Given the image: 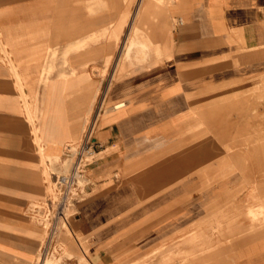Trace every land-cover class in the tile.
<instances>
[{
	"label": "crops",
	"instance_id": "obj_1",
	"mask_svg": "<svg viewBox=\"0 0 264 264\" xmlns=\"http://www.w3.org/2000/svg\"><path fill=\"white\" fill-rule=\"evenodd\" d=\"M74 1L0 0V51L44 50V42L51 49L55 45L66 50L82 48L96 33L81 37L78 29L93 27L97 21L91 19L93 12L86 11L89 19L78 24ZM152 1L149 6L155 11L163 9L158 3L168 4L162 13L164 31L152 36L139 34L135 26L138 14L134 13L130 32L133 26L136 32L129 38L125 58H145L146 52L152 51L154 59L146 61L144 71L110 84L105 99L107 103L122 102L113 106L116 111L110 110L112 104L99 117L103 112L100 104L96 113H89L87 124L94 122L93 131L97 130L93 138L99 149L96 162L87 170L97 184L93 198L65 222L67 236L61 237L60 243L67 255L58 257L61 252L53 251L58 252L53 255L58 264H119L125 255L115 248L126 230L149 226L152 233V228L173 225L174 203L182 202L177 211H189L190 195L203 186L207 158L220 155L219 133L226 126L238 131L248 130L250 125L247 116L252 113V103L237 86L255 77L264 82V0ZM35 6L53 13L52 31L44 32L42 44L23 41L39 36L23 31L29 22L21 12ZM121 18L113 28L118 34L126 14ZM9 61L15 66L28 65L22 58H16L18 63ZM7 63L0 53V264H33L38 251L49 253L41 244L52 241L46 240L30 213L31 204L44 201L45 188L49 194L51 191L40 175V171L45 174L41 163L44 157L54 158L56 164L50 172L59 173L65 160L61 159L63 145L70 138L71 142L78 140L85 108L101 83L75 75L54 79L47 90L38 89L34 95L42 97L44 105L39 121H33L34 136ZM22 91L26 96L35 93ZM211 101L215 103L212 108L208 107ZM209 130L214 132L213 140L207 139ZM200 191L197 193L202 194ZM163 211L167 212L165 218L159 219ZM263 232L264 228L251 234L255 237ZM258 240L257 249L242 264H264V236L254 239L253 245ZM79 257L84 263L78 262Z\"/></svg>",
	"mask_w": 264,
	"mask_h": 264
},
{
	"label": "rangeland",
	"instance_id": "obj_2",
	"mask_svg": "<svg viewBox=\"0 0 264 264\" xmlns=\"http://www.w3.org/2000/svg\"><path fill=\"white\" fill-rule=\"evenodd\" d=\"M151 4H154L152 0H122L119 3L103 2L101 0H75L72 5L77 8L78 24L83 25L85 20L89 19L85 18L86 11L93 12V18L91 19L97 21L93 27L85 28L82 26L78 29L81 37L91 31L96 33L86 41L82 48L66 50L64 46L55 45L56 48L51 49V45L44 42L43 46L46 48L44 50L0 51L3 58L8 60L6 70L15 79V90L19 93L18 99L22 104L26 123L31 127V133L34 136L33 121L34 123L39 121L38 114L41 115L42 106L44 105L43 98H37V95H34L37 94L38 89L41 91L47 90L54 79H66L75 75L88 76L101 83L97 95L95 96L96 87L94 97L85 108L79 127L78 140L71 142L70 138L63 145L62 160L65 159L66 151L64 149L68 148L72 156L74 145H69L71 143L80 144L84 136L83 131L88 127L89 113H96L101 104L103 109L102 114H99V117H101L107 112L105 108L113 104L107 103L105 99L110 84L144 71L147 69L146 61L148 63L151 58L154 59L152 51H147L145 58L141 55H136L135 58H125V48L129 43V38L136 32L134 26L130 32L131 17L134 13L138 14L135 19V26L141 32L139 34L146 33L152 36L154 33L160 34L164 31L161 30L165 22L162 13L164 14V9L168 4L158 3L163 8L158 11L151 8L152 6H149ZM37 9L40 8L35 6L30 10L26 9L21 12L25 20L29 22L28 25L23 26V31L39 35L35 38L27 37L23 41L28 43L40 42L42 44L44 41L43 34L46 30V33L52 31L50 22H53L54 19H52V12L48 13ZM124 14H126L125 24L122 25L118 34L116 33L118 29L115 31L113 28L118 26L117 24L122 20L121 16ZM106 15L109 17H106ZM47 16L49 18H46ZM165 27H167L166 24ZM102 28H105V30L101 32ZM100 46H105V50L92 49ZM94 53L95 56H93ZM16 58H22V62L28 65L15 66L9 61V59H12L13 62L18 63ZM19 75L22 76V79ZM23 76L26 77L23 78ZM237 87H241L242 96L244 98L248 97V101L252 103V113L247 116L250 123L248 130L231 131L229 126H226V130L219 133L222 142V146L219 148L220 155L216 157L211 155L207 158L203 173L205 178L202 179L203 186H200V189L195 188V193L190 195L189 201L185 199L190 204L189 211H177L176 207L181 206L182 203L181 201L177 203V200L174 203L173 225H162L157 229L152 228V233L149 226L126 230L125 234L119 238L118 247L115 248V250L124 251L122 253L125 257L119 261V264H242L241 262L245 261V257L257 249L256 246L260 244V240L254 245L252 241L263 238L264 232L255 237L252 236L251 232L264 228V82L260 77H255L248 83L238 84ZM22 90L28 92L34 90L35 93L26 96ZM118 103L122 102L113 104L110 110L116 111L113 110V106ZM214 104V101H211L208 107L212 108ZM217 105L220 107L221 103L218 102ZM210 117L217 119L218 116L211 115ZM89 129H91V125ZM96 130L93 131L92 137H95ZM206 133L207 139L213 140V130ZM34 143L35 145L38 144L36 140ZM98 149L95 146L94 150ZM210 149L213 150V148ZM40 154H42L41 151L39 152L41 160ZM218 160L220 162H214ZM71 162L72 157L65 159L61 164L59 173L50 172V167L56 164L54 158L44 157V162L41 163L45 174L40 171V175L43 182L46 183V187L49 184L51 191L49 194L45 188L44 201L39 204H31L30 213L32 220L41 227L42 234L45 237L48 221L45 218L47 222L41 217L38 218L40 215L37 212L39 213L38 210L41 205L48 206L46 204L48 200H54L51 176L68 173ZM41 165L38 164L40 168ZM92 166L86 167L84 170L85 178L81 177L78 180L80 186L84 185L81 180L85 179L87 182L82 200L71 207L70 210H66L64 214L65 221L57 218V222L53 226L52 241L46 243L45 246L42 243L40 246L46 247L49 253H46V251L42 253L43 249L41 252L38 251L33 264H58L59 259L53 257L58 252L54 253L53 251L61 252L58 257L67 255L65 254L66 248L63 242L60 243V238L67 236L65 222L72 218L75 212H78L80 205L94 196V185L97 182L90 179V172L87 170ZM193 174L197 175V172H193ZM197 190H201L203 193L199 194ZM185 201L183 205L186 204ZM249 211H254V213L247 214ZM166 213L165 211L159 213L158 218L164 219ZM247 236H249L248 239ZM243 239H245L244 242H242ZM215 240L218 241L215 242ZM208 241L209 243L206 244ZM232 241L237 245H234ZM240 242L242 243L240 244ZM79 245L82 250H86L84 244L79 242ZM196 248H198V251H195ZM106 249L110 248L106 247ZM78 262L84 263V259L79 257Z\"/></svg>",
	"mask_w": 264,
	"mask_h": 264
},
{
	"label": "built area",
	"instance_id": "obj_3",
	"mask_svg": "<svg viewBox=\"0 0 264 264\" xmlns=\"http://www.w3.org/2000/svg\"><path fill=\"white\" fill-rule=\"evenodd\" d=\"M91 125V129H89ZM94 122L90 123L84 132V136L80 141V144L74 145L73 155H70L68 148L64 149L65 159L72 157L71 167L68 173L65 175H52L51 181L53 184L54 200H48L46 205H41L38 210L41 219H47L46 228V240L50 241L54 235L53 226L57 222V218L65 221V212L70 210L76 203L82 200V195L84 193V188L87 186V182L80 186L78 180L84 177V170L86 167L93 165L95 160L96 151L94 150L96 144L94 138L91 136L93 131ZM53 206V207H52ZM52 207V208H51ZM46 210V212H45ZM50 211V214H49ZM49 214V215H48ZM69 217V216H68ZM43 253V251H42Z\"/></svg>",
	"mask_w": 264,
	"mask_h": 264
},
{
	"label": "bare ground",
	"instance_id": "obj_4",
	"mask_svg": "<svg viewBox=\"0 0 264 264\" xmlns=\"http://www.w3.org/2000/svg\"><path fill=\"white\" fill-rule=\"evenodd\" d=\"M119 106H116L115 109H117ZM82 183H85V179L81 180Z\"/></svg>",
	"mask_w": 264,
	"mask_h": 264
}]
</instances>
